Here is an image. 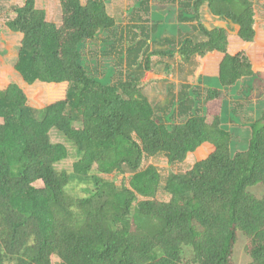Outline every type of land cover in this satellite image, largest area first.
Returning a JSON list of instances; mask_svg holds the SVG:
<instances>
[{
  "label": "trees",
  "instance_id": "1",
  "mask_svg": "<svg viewBox=\"0 0 264 264\" xmlns=\"http://www.w3.org/2000/svg\"><path fill=\"white\" fill-rule=\"evenodd\" d=\"M166 1L135 0L122 31L107 0H59L60 23L39 0L13 7L4 26L22 38L14 65L0 66V264H264V111L247 117L248 145L233 153L236 112L205 87L218 79L247 100L253 83L264 87L260 11L252 0H169L179 28L165 35L169 16L154 15ZM205 9L238 34L206 26ZM96 40L93 58L112 62L103 74L86 56ZM155 56L199 62L197 86L172 83L166 102L154 104L143 79L172 69ZM12 71L45 85L48 103L41 87L38 107L30 105ZM52 130L65 141H53ZM66 142L77 154L72 170L58 168L70 156ZM199 149L192 169L165 181L156 164L143 165L161 155L183 164ZM126 172L120 183L108 176ZM75 182L86 194L72 191ZM242 236L251 263L236 259Z\"/></svg>",
  "mask_w": 264,
  "mask_h": 264
},
{
  "label": "rangeland",
  "instance_id": "2",
  "mask_svg": "<svg viewBox=\"0 0 264 264\" xmlns=\"http://www.w3.org/2000/svg\"><path fill=\"white\" fill-rule=\"evenodd\" d=\"M108 1V8L111 14L117 19L118 25H120V29L118 31L127 30L129 28V24H132V16L129 14L131 9V4L135 0H107ZM254 3L257 4L258 9L260 11V24L262 27H264V0H252ZM22 0H0V66L6 65V66H12L14 65V62L16 60V57L18 55V49L20 46V41L22 38V35L19 33H13L10 31L7 27L4 26V23L13 16L12 9L17 4H21ZM39 8L46 10L48 19L50 21L60 23L61 19V7L59 0H39ZM177 13H178V4L177 2H171L167 0L166 2H156L155 3V15L154 19L161 20L165 14L169 16L168 22H163L161 24V30L164 32L165 35L169 34H176L178 32L177 27ZM204 23L206 26H208L210 29L212 28H224V29H231V32L238 33L240 28L238 26L230 25L225 22H222L219 20V18L213 16L208 9H205V17H204ZM122 29V30H121ZM181 29H183V33L186 32L184 30H187L188 33L185 35H190V37H193L195 39L202 38L200 33L198 31L194 32L192 31L191 25H182ZM193 33H192V32ZM161 32V33H162ZM196 36V37H194ZM104 38V37H103ZM153 47H158L156 44L153 45ZM96 52H101V43L100 41L96 40L94 43L89 44L87 50H86V56L87 58L92 59L90 62V65L93 67L94 70H98L101 74H103L107 70V66H110L112 64L111 60L109 58H104L103 56H100L98 58H93L92 54ZM154 64H156L158 61H167L172 64V69L170 71V75H166L165 64L161 65L163 68V72L161 73H155L150 72L147 73L144 80L143 89L146 95L149 96L150 100L153 101L154 104H160L166 102L167 99V88L170 84L174 83L176 86L182 84V83H188L196 87V67L199 65L198 62L194 60V62L190 64L182 63L180 60V57H176L174 59H161L157 56L153 57ZM98 62V64H97ZM99 67V68H97ZM161 68V69H162ZM165 70V71H164ZM15 71L11 72L10 79L13 82H16L15 79ZM158 80V81H157ZM254 85V86H253ZM251 91L248 92V98L250 100H247L245 96L243 95L242 90H236L235 92H231V90H225L221 87L218 79H206L205 87L206 88H213V89H219L223 92L225 97V111L227 113H231L232 116L231 119L236 122V124L229 120L230 127L233 126L235 129L233 130V136L237 133V138H233V147L232 152H236L238 150L245 149L248 145V140L250 138V133L246 132L249 128L247 117L250 121L256 120L259 112L264 111V87L261 86V84L257 81L253 83ZM240 87H243V83L239 84ZM44 89L43 95L39 98L40 101L43 103H48V94L45 89V85L40 83H35L34 85H25V89L28 91L29 94V104L38 107L37 102L35 101V95L39 88ZM250 87V85H249ZM246 90V89H245ZM197 94H201L202 91H198L196 89ZM247 92V90H246ZM252 100V101H251ZM224 111V112H225ZM249 111V114H248ZM242 119V122H240ZM3 119L0 117V122H2ZM247 122V123H246ZM246 133V134H245ZM51 137L53 141H65L64 138L58 133L56 130H52ZM70 147V156L64 160L62 163L58 164V168L60 169H67L72 170L74 162L77 159V154L75 149L66 142ZM203 158V153L201 149L197 150L194 153L190 154L189 159L183 163V164H176L171 165L167 158L165 156H156V157H149L144 161V167H146L149 163H154L158 166L160 173L163 177V180L165 181L170 175L173 173H181V172H187L188 170L192 169L194 165L200 161ZM110 178L116 179L118 183L122 182V179L126 177L127 179L130 178V172L126 173H113L108 175ZM37 186H43L42 181H37L35 183ZM87 187L86 183H76L73 186V192H77V194L84 195L86 194ZM253 192L256 191V188L251 189ZM262 189L259 188L257 191H261ZM163 199L168 200L170 196L168 194H163ZM143 198V197H142ZM247 244V238L245 236L241 237V242L238 245L237 248V254L236 259L239 263H251L252 260L245 252V246ZM187 252V251H186ZM58 260V258H57Z\"/></svg>",
  "mask_w": 264,
  "mask_h": 264
},
{
  "label": "crops",
  "instance_id": "3",
  "mask_svg": "<svg viewBox=\"0 0 264 264\" xmlns=\"http://www.w3.org/2000/svg\"><path fill=\"white\" fill-rule=\"evenodd\" d=\"M234 34H238V33H234ZM16 59H17V57H16ZM15 62H16V60H15ZM14 62V63H15ZM199 63V62H198ZM200 67V63H199V65H197V67H196V70H195V73L197 72V69ZM15 73V79L17 80L16 81V83H18V84H20L22 87H25V85L27 84L26 82H25V80L20 76V74L19 73H17L16 71L14 72ZM196 79H197V75H196Z\"/></svg>",
  "mask_w": 264,
  "mask_h": 264
}]
</instances>
